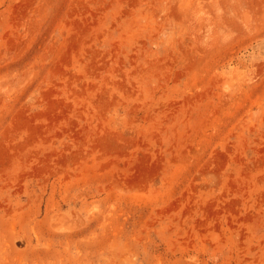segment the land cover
Listing matches in <instances>:
<instances>
[{
	"label": "rangeland",
	"instance_id": "374dc122",
	"mask_svg": "<svg viewBox=\"0 0 264 264\" xmlns=\"http://www.w3.org/2000/svg\"><path fill=\"white\" fill-rule=\"evenodd\" d=\"M0 264H264V0H0Z\"/></svg>",
	"mask_w": 264,
	"mask_h": 264
}]
</instances>
